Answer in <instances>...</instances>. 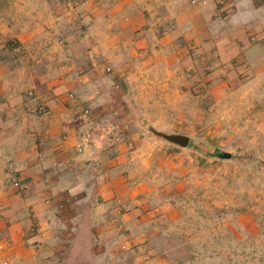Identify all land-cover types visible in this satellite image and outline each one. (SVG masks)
<instances>
[{
    "label": "crops",
    "instance_id": "crops-1",
    "mask_svg": "<svg viewBox=\"0 0 264 264\" xmlns=\"http://www.w3.org/2000/svg\"><path fill=\"white\" fill-rule=\"evenodd\" d=\"M200 60L212 92L253 100L264 0H0V264H140L160 249L153 224L175 211L190 151L144 107L166 93L180 109ZM232 63L246 70L235 88Z\"/></svg>",
    "mask_w": 264,
    "mask_h": 264
},
{
    "label": "rangeland",
    "instance_id": "rangeland-1",
    "mask_svg": "<svg viewBox=\"0 0 264 264\" xmlns=\"http://www.w3.org/2000/svg\"><path fill=\"white\" fill-rule=\"evenodd\" d=\"M201 62L188 68L191 82L180 109L168 108L170 95L160 98L166 93L144 107L156 130L190 139V156H182L189 172L179 178L185 189L175 211L153 224L150 242L160 249L137 255L140 264L158 257L165 264H264V85L255 88L253 100L245 94L227 100L226 93L212 92L213 60L203 69ZM232 65L225 79L235 88L246 70ZM198 70L206 77L202 86Z\"/></svg>",
    "mask_w": 264,
    "mask_h": 264
},
{
    "label": "built area",
    "instance_id": "built-area-1",
    "mask_svg": "<svg viewBox=\"0 0 264 264\" xmlns=\"http://www.w3.org/2000/svg\"><path fill=\"white\" fill-rule=\"evenodd\" d=\"M108 71H110V69H107ZM33 93H29V96H32ZM77 108L79 109V119L80 120H88L91 114V109L88 106H85L83 104L78 105ZM42 113L45 112L44 109H41ZM93 146V139H92V133L91 132H85L84 134H82L78 140V143L75 145V152L78 155H83L86 153H89L92 149ZM42 237H44V235H41ZM3 247H0V250H2Z\"/></svg>",
    "mask_w": 264,
    "mask_h": 264
},
{
    "label": "water",
    "instance_id": "water-1",
    "mask_svg": "<svg viewBox=\"0 0 264 264\" xmlns=\"http://www.w3.org/2000/svg\"><path fill=\"white\" fill-rule=\"evenodd\" d=\"M155 134L157 136L163 138L164 140H166L172 144H175L177 146H180V147L186 148L189 144V138L182 136V135H167L164 133H156V132H155ZM222 157H223V159H230L231 155L223 153Z\"/></svg>",
    "mask_w": 264,
    "mask_h": 264
}]
</instances>
